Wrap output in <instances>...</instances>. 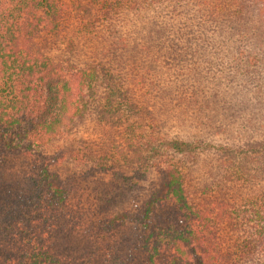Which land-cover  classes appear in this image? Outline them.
Masks as SVG:
<instances>
[{
	"label": "trees",
	"instance_id": "1",
	"mask_svg": "<svg viewBox=\"0 0 264 264\" xmlns=\"http://www.w3.org/2000/svg\"><path fill=\"white\" fill-rule=\"evenodd\" d=\"M0 264H264V0H0Z\"/></svg>",
	"mask_w": 264,
	"mask_h": 264
}]
</instances>
